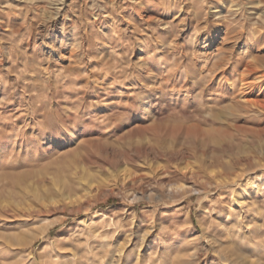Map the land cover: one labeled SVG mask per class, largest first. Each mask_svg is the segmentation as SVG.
Masks as SVG:
<instances>
[{
    "label": "rangeland",
    "instance_id": "1",
    "mask_svg": "<svg viewBox=\"0 0 264 264\" xmlns=\"http://www.w3.org/2000/svg\"><path fill=\"white\" fill-rule=\"evenodd\" d=\"M263 1L0 0V264H264Z\"/></svg>",
    "mask_w": 264,
    "mask_h": 264
},
{
    "label": "bare ground",
    "instance_id": "2",
    "mask_svg": "<svg viewBox=\"0 0 264 264\" xmlns=\"http://www.w3.org/2000/svg\"><path fill=\"white\" fill-rule=\"evenodd\" d=\"M263 1V0H261ZM264 5V1L262 6ZM59 10V9H58ZM262 10V9H261ZM259 14V13H258ZM261 41L264 39V7L263 11L261 12ZM259 19V16H258ZM164 45V44H163ZM264 47L261 48L263 50ZM255 54V53H254ZM218 57V55H217ZM254 59L249 63H243V60H237L239 62L238 65H242V70L240 71L239 79L241 80L242 86L247 85L246 82L249 75L255 74L256 72H261V98L254 97L251 91H248L246 87H241L239 92L235 93L231 96L232 105L235 106L238 110L243 111L245 113L251 112H261V134L264 132V54L261 53V57L256 55L253 57ZM228 60V59H227ZM216 64H214L215 66ZM237 70V69H236ZM239 72V71H238ZM235 81V80H234ZM248 120L244 119L243 122H237L235 126L237 128H244L246 127V122ZM243 164V163H242ZM230 167H233L232 165ZM238 171V170H237ZM237 171L235 174H238ZM53 225V224H52ZM52 226H44V231L50 229ZM74 260V259H73ZM67 261V260H66ZM77 261V259H76ZM78 263V261H77ZM76 264V263H75Z\"/></svg>",
    "mask_w": 264,
    "mask_h": 264
}]
</instances>
